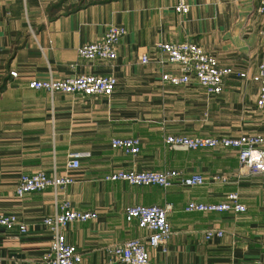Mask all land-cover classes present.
Wrapping results in <instances>:
<instances>
[{
  "label": "crops",
  "instance_id": "crops-1",
  "mask_svg": "<svg viewBox=\"0 0 264 264\" xmlns=\"http://www.w3.org/2000/svg\"><path fill=\"white\" fill-rule=\"evenodd\" d=\"M0 0V214H15L27 224L24 234L0 227V264H41L51 242L42 224L67 199L76 210L97 217L72 222L66 241L82 254L83 264H124L107 253L110 245L145 238L148 230L127 221L129 205L164 206L172 236L167 253L147 246L151 264H264V175L239 174L237 150L169 148L168 134L187 136L261 135L264 108H258L257 85L236 74L224 80L219 94H207L195 80L172 85L163 73L179 75L155 46L193 42L235 72L251 74L264 63V16L255 0ZM126 30L112 61L80 58L77 48L101 39L108 26ZM148 62L141 63L142 53ZM15 72L16 76H11ZM75 75H112V94L81 96L28 88L32 79ZM137 137L135 156L111 148L112 138ZM80 152L77 169L67 168L68 154ZM122 169L199 174L205 183L169 188L106 181ZM44 171L68 174L75 181L17 198L22 174ZM215 174L227 184L212 181ZM230 191L246 210L186 212L189 201L218 203ZM208 229L221 238L206 240Z\"/></svg>",
  "mask_w": 264,
  "mask_h": 264
},
{
  "label": "built area",
  "instance_id": "built-area-1",
  "mask_svg": "<svg viewBox=\"0 0 264 264\" xmlns=\"http://www.w3.org/2000/svg\"><path fill=\"white\" fill-rule=\"evenodd\" d=\"M256 11L264 16V0H255ZM174 10L181 14L189 11L185 0H178ZM126 30L120 25H111L106 28L100 40L86 43L77 48L80 58L94 61H112L117 57V47ZM260 36L264 39V21L260 30ZM166 55V60L176 64L179 75L163 73L162 80L172 85H180L195 80L207 94H219L222 91L224 80L236 74L239 78L248 79L257 85L258 108H264V63H258L254 71L249 75L246 72H235L231 67L223 66L218 59L208 53L201 46L193 42H159L155 46ZM139 61L148 62L146 52L142 53ZM16 76L15 72H10ZM34 90H45L49 93L75 94L81 96L112 94L117 86V80L112 75H75L61 79H32L27 84ZM166 146L174 149L199 150L212 148H234L237 150L239 174L264 175V137L261 135L228 136H187L180 134H168L163 139ZM111 148H120L125 153L135 156L140 151V140L137 137L112 138ZM85 155L80 152L68 154L67 168L77 169L79 160ZM106 181H124L131 185L149 186L156 185L161 188H169L178 182L183 186L193 187L205 183L203 176L199 174L184 175L176 169L164 171H136L134 169H122L104 175ZM75 178L68 174H57L53 171L48 174L38 171L34 174H22L19 176L15 195L22 198L32 192H39L51 188L53 190L66 188L72 184ZM212 181L218 184H227L229 179L224 174H215ZM172 206L129 205L124 209L127 221L136 220L139 227L148 230L145 238L130 239L122 243L110 245L106 248L108 254L116 257L124 264H151L147 246L159 248L161 253L168 251V243L172 236V227L168 219ZM186 212H234L240 213L246 210L239 200L236 191H230L223 201L218 203H203L189 201L184 207ZM97 217L94 211H81L74 209L67 199H62L57 204L55 212L45 216L42 224L51 234V242L40 256L41 264H83L82 254L79 249L66 241L65 228L72 222H86ZM0 227L6 230H16L20 234L27 232V224L21 221L15 214H0ZM222 230L208 229L204 232L206 240L214 237L221 238Z\"/></svg>",
  "mask_w": 264,
  "mask_h": 264
}]
</instances>
